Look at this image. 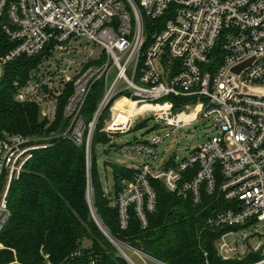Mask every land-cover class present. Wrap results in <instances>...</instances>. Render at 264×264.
<instances>
[{
  "label": "built area",
  "instance_id": "2783aa9c",
  "mask_svg": "<svg viewBox=\"0 0 264 264\" xmlns=\"http://www.w3.org/2000/svg\"><path fill=\"white\" fill-rule=\"evenodd\" d=\"M38 56L25 80L13 82L14 100L35 105L51 123L68 94L66 124L48 138L0 136V233L10 218L12 183L54 139L83 148L86 199L100 224L91 161L107 111L100 132L111 141L150 119L170 130L150 141L113 143L119 154L139 160L131 180L113 196L105 193L120 229L128 227L131 214L147 227L156 209L152 183L161 182L193 205L207 203L206 227L218 233L221 262L264 264V0H0V81L15 60ZM96 83L101 97L86 121L83 106ZM120 98L149 108L126 131H109ZM199 119L211 121L215 132L173 167L156 166L162 141ZM106 238L127 264L135 263L125 251L142 262L169 264ZM81 255L78 250L72 257Z\"/></svg>",
  "mask_w": 264,
  "mask_h": 264
},
{
  "label": "trees",
  "instance_id": "16d2710c",
  "mask_svg": "<svg viewBox=\"0 0 264 264\" xmlns=\"http://www.w3.org/2000/svg\"><path fill=\"white\" fill-rule=\"evenodd\" d=\"M150 23H146L148 29ZM41 57H20L7 66L0 81V136L20 134L48 138L64 129L62 97L55 120L46 122L32 104L14 100V81L23 82ZM102 87L96 83L83 106L88 121L100 100ZM149 107L137 106L126 98L113 107L110 131L123 132L144 116ZM106 111L97 126L93 140L91 185L93 210L107 233L132 247L165 263L205 264L204 252L210 264H224L216 257L214 239L217 232L206 227L209 207L193 205L182 196L153 182L156 209L148 215V225L142 229L133 214L125 230L120 229L117 212L110 206L97 172L95 147H115L106 133L100 132ZM145 124H140L142 127ZM107 129V126H106ZM135 170L114 168V194L122 182L131 180ZM87 177L84 151L67 140L54 139L46 149L36 151L20 178L13 182L9 193L10 218L0 233V264H127L94 222L86 199ZM208 202V199H205ZM88 242V245H84ZM81 250L82 255L72 257Z\"/></svg>",
  "mask_w": 264,
  "mask_h": 264
},
{
  "label": "rangeland",
  "instance_id": "374dc122",
  "mask_svg": "<svg viewBox=\"0 0 264 264\" xmlns=\"http://www.w3.org/2000/svg\"><path fill=\"white\" fill-rule=\"evenodd\" d=\"M139 121H141V119H139ZM107 130H109L108 124ZM169 131L170 130L168 127L163 125L160 127L155 122V120L150 119L146 121V125L132 129L128 133L113 139L111 142L114 144H119V142L123 144L126 142H132L134 140L150 141L157 136H163L164 133ZM214 132L215 130L211 128V121H206L203 119H199L198 122H194L193 124L179 127L168 137H166L158 146L159 155L156 166L168 165L173 167L174 163H179L182 158L189 155V151L193 146L202 143ZM108 145H97L95 147V157L97 172L100 177L102 189L105 193H108L109 191L113 196L115 186L112 175L113 169L133 168L139 164V160L135 157L123 156L119 154L113 147L108 149ZM91 194L92 193H88V198L91 196ZM84 245H88V242H84ZM125 253L135 264H153L149 261L142 262L129 251H125Z\"/></svg>",
  "mask_w": 264,
  "mask_h": 264
},
{
  "label": "water",
  "instance_id": "95a60500",
  "mask_svg": "<svg viewBox=\"0 0 264 264\" xmlns=\"http://www.w3.org/2000/svg\"><path fill=\"white\" fill-rule=\"evenodd\" d=\"M243 65H244V64L239 65V66H236V68H235L234 70L237 72L239 69H241V67H243ZM252 92H254V91H252ZM92 217H93L94 222L96 223V225L98 226V228H99L100 231L102 232V234H103L105 237H108L107 232L102 228V226H100V224L97 222V220L94 218L93 215H92Z\"/></svg>",
  "mask_w": 264,
  "mask_h": 264
},
{
  "label": "bare ground",
  "instance_id": "6f19581e",
  "mask_svg": "<svg viewBox=\"0 0 264 264\" xmlns=\"http://www.w3.org/2000/svg\"><path fill=\"white\" fill-rule=\"evenodd\" d=\"M121 99V98H120ZM108 125H109V123H108Z\"/></svg>",
  "mask_w": 264,
  "mask_h": 264
},
{
  "label": "crops",
  "instance_id": "0c3cea01",
  "mask_svg": "<svg viewBox=\"0 0 264 264\" xmlns=\"http://www.w3.org/2000/svg\"><path fill=\"white\" fill-rule=\"evenodd\" d=\"M131 169H133V168H131Z\"/></svg>",
  "mask_w": 264,
  "mask_h": 264
}]
</instances>
